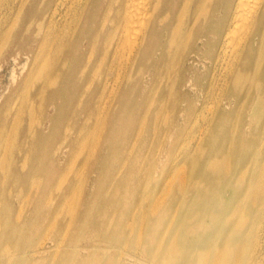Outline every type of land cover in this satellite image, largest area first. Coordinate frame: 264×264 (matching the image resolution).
<instances>
[{"label": "bare ground", "instance_id": "6f19581e", "mask_svg": "<svg viewBox=\"0 0 264 264\" xmlns=\"http://www.w3.org/2000/svg\"><path fill=\"white\" fill-rule=\"evenodd\" d=\"M203 37L204 58L222 74L211 75L208 85L196 82L199 105L182 108L177 91L170 109L175 117L182 112L181 122L166 117L158 124L173 86L192 83V39ZM10 50L31 54L20 80L12 68L16 84L0 101V177L10 173L17 198L41 184V194L51 198L49 219L63 215L76 194L73 182L54 185L63 160L78 146L94 147L84 164L97 175L80 198L72 242L93 250L139 249L141 258L130 255L139 259L131 264H264V0H0V68ZM122 50L124 72L114 77ZM209 97L218 104L204 113ZM37 110L42 119L36 123ZM198 117L206 123L202 130ZM101 142L107 149L98 153ZM153 168L160 179L171 178L144 208ZM39 201L24 224L4 218L8 234L0 243L14 237L16 244L13 251L0 245V264L29 262L47 219L37 212ZM94 211L96 231L84 234ZM136 217L140 227H134ZM33 220L40 225L30 230ZM62 239L54 242L56 253ZM77 256L73 264L114 262L95 252Z\"/></svg>", "mask_w": 264, "mask_h": 264}, {"label": "rangeland", "instance_id": "374dc122", "mask_svg": "<svg viewBox=\"0 0 264 264\" xmlns=\"http://www.w3.org/2000/svg\"><path fill=\"white\" fill-rule=\"evenodd\" d=\"M204 40H205L204 37L200 38L198 40H196L195 38L192 39V53L190 54V56H191L190 59L187 61L188 65L192 66L191 72L187 71L189 76L192 75V83H186L185 85H183L181 87L176 86V85L173 86V96L165 99L164 103H167V104H165L166 107L164 108V110L160 114L161 118L159 117L158 124L162 123L163 119H165L166 117H168L167 118L168 120L175 119L174 120L175 122L177 120L179 122H181L182 112L180 111L179 113H177L176 117H175L174 116L175 114H173V112H171V109H170L171 102L173 100H175V98L176 99L178 98V97H176L177 91H180L179 92L180 94L183 93V97H182V99L179 98L178 101H180V102H178V104H180V106L182 108H185L186 104L189 103L190 101H196L195 100L196 95H197L196 91L198 89L197 86L195 85L196 82H202V83L208 85L207 83L209 82L211 75L216 76L219 73L222 74L221 67L220 68L219 67L214 68L213 64L204 58L205 57L204 54H205V51L207 49V46H205L202 43V42H204ZM7 50H8V48H6L3 52L5 55L7 54ZM23 51H25V50H22V51H20L19 54H17L18 51L13 52L10 50V53L11 52H13V53H12V55L8 56L9 62L5 63L3 65V67L0 68V101L8 93L9 89L12 88L13 86H15V84H16V81H12V79H11L12 68H14V70L18 74L17 80H20L22 78V76H24V74L27 70V65L23 68V64L27 60H29V58L27 59V57H28V55L31 56V54L30 53L29 54L23 53ZM125 52L126 51H124V50L119 52V56L120 55L121 56L120 57L118 56V59L116 60V63H115L116 65L113 68V73H115L113 75L114 77H115V75L117 76L118 73L120 74V73L124 72L123 71V63H122L123 59L122 58H124ZM14 57H16V60L14 59ZM119 58H120V60H119ZM0 59H1L0 64H2V60H3L2 55L0 56ZM118 67H120L119 70H117ZM206 73L208 74L207 76H206ZM205 76H206V78H205ZM121 87H123V84L121 85ZM164 87L168 91L171 89V86H169V88L167 86H164ZM139 88L145 89L146 86L139 84L138 89ZM215 91L216 92L218 91V88L216 86L214 87V92ZM201 98L202 97L199 96L198 99L201 100ZM211 98L212 97H209V99H208L209 101L207 100V102H209V103H207V102L205 103L207 106L206 105L204 106L205 107L204 113H207L208 109L213 110L218 104V103L216 104V102H217L216 98H213V100ZM104 101L105 100L103 99V101H102L103 103H101L102 106L104 104ZM212 102H213V104H212ZM196 103L199 105L200 101H196ZM115 107H117L116 102H114L112 108L114 109ZM48 111L50 114L52 112H54V106L53 105L48 106ZM70 115H71V113L69 112V116ZM70 118H71V116H70ZM40 119H42V114L40 112H38V110H37L35 122L37 123V121H39ZM197 120H198L197 126H200L201 130L204 129L203 127L206 126V123L202 124V123H204L203 118L198 117ZM36 123H35V125H36ZM69 123H71V120L66 121L65 125L63 126V128H62V132H64L63 134H65V133L68 134L67 131H65V130H66ZM198 132L199 131L194 132V136L196 135L197 137L192 136L194 138H191L192 141L190 140V147L189 148L191 150L194 148L192 150L193 152L195 150L194 146L198 143L197 138H198V135L200 133V132L199 133ZM71 134H72V136L74 135L73 132H71ZM192 142H193V144H192ZM195 142H196V144H195ZM105 144L102 142L100 143V146L97 150L98 153L100 152V150L102 152L105 151L104 150V148L106 147ZM90 149H94V147H83L82 148V147L78 146L72 150L69 157L65 161L63 160V165H64L63 173L58 179L55 180L54 185L55 186L59 185L60 182H58V181H61L62 182L61 184L63 187V186H66L68 183L73 182V185L76 187V194H74V196H72L70 198V200H69L70 205L69 204L66 205V208H65L66 210L64 209L63 215L60 214L59 217L53 216L49 219V206H50L49 203L51 201H48V200L51 198L49 197V195L43 196V194H41L42 193V190H41L42 185L41 184H39V186L34 185V187L29 188V190L27 189L26 191H23L21 194V198H17V196H15V195L19 192V188H16L15 186L12 185L13 182L11 180V177L9 176L10 171L8 172L9 175L6 176L5 179L0 177V186H2L4 193L6 194L7 192H9V189H10V192H13V196L11 198H8L5 194L0 195V210H1V213H0V236L1 237L3 234H6V235L8 234V229L4 225V218H7V219L9 218L8 221L9 222L13 221L14 224H19V225H20V223L24 224L25 222H27L28 218L30 216H32V214L34 212L35 200H38V199L40 200L39 206H38L39 209L37 212H39V211L41 212L40 216H43V220L47 218L46 222L42 225V228H40V233H39L40 235L36 236V238H34V242L31 246L32 250L26 255L29 257L28 263H31V264H47V262H48V264L49 263L50 264H66V262H67V264H73L74 260L78 257L77 255L79 253L86 254L87 252H95V253L99 254L101 257H103L102 261L106 260L109 256H113L114 257L113 261L115 262V264L118 261H119L118 262V264H119L122 260H126L127 264H131L132 261L139 260V259L131 257L130 255H134V256L136 255L137 257L141 258V254H140L139 249L136 251L133 250V252H132V250L129 247H127V245L120 244L114 248H104V249L98 248L96 250H93L91 248L85 249V248L81 247L83 244L82 241L81 242H76V241L72 242V240H71L72 235L79 234L75 220H76L77 210L81 209V208H79L80 198L85 197V192H88L89 190H91L92 186L94 185L95 176L97 175L94 170L91 171V169L88 168V166L86 164H84L85 158L87 156V153L90 151ZM105 149H107V147ZM13 150H14V148L11 145L10 151L13 152ZM147 150H148V148L144 147V149L142 150V154L147 153ZM63 151L64 152L69 151L68 147L63 148ZM1 152L2 151H0V154H1ZM98 153H96V154H98ZM56 154H57V152H56V149L54 148L53 152H51V155H52L51 157L52 158L56 157ZM146 164L147 163H145V167H146ZM141 165H142V161L140 160L138 167H140ZM72 166H74V167H72ZM27 167H28V165H26L23 168V171H25L27 169ZM69 168H71L72 170L71 169L69 170ZM80 168L81 169L83 168V170L81 171ZM181 169H183L185 171V174H187V175L190 174V172H188V171H190L188 164L184 165V163H183L181 165ZM66 173H68V175ZM158 178H159L158 174L155 171V169L153 168V170L151 171V174L149 176V179H148V182L150 183L151 186H148L149 183H147V179H144V181H143L144 187H145L146 183L148 184L147 185V189L149 188L148 194L149 195L151 194L150 197L148 198V200L146 199L142 202L144 208L147 207V205L149 204L148 201L150 202V204H153L156 201V199L157 200L159 199L158 197L160 196L161 193H160V190L158 187L160 185H162L163 183H165L166 181L168 182V180L171 178V176L167 177L166 180H162V178L161 179L160 178L158 179ZM158 180H160L159 184H157ZM151 188H152V191L154 193L151 191ZM0 193H1V191H0ZM164 196H166V198H165L166 200H169L167 195H164ZM36 198H38V199H36ZM160 198L163 199L162 197H160ZM140 199L141 198H139V200ZM166 200H165V202H166ZM137 202H138V200H137ZM145 203H147V204H145ZM71 211H72V215H71ZM95 213H96L95 211L92 213L94 219L96 218ZM18 214H20V218L18 220H16L15 218ZM48 219H49V222H48ZM53 220H54V222H53ZM95 221H97V220L95 219L91 223H89L88 225L86 224L83 227L84 229L82 230V232L84 234L85 233L92 234L93 232H95L96 231V229L94 227V225H96ZM16 222H18V223H16ZM62 222H64L65 226H67L64 229L61 227ZM134 224H135L134 227L135 226L140 227L141 224L137 225L138 224V217L135 218ZM39 225H40V220H38L37 222H36V220L35 221L33 220L30 228L32 226H34V227L30 230L35 229ZM112 226L114 227V224ZM143 226H144V224H143ZM63 232H64V234H62ZM48 234H49V236L47 237ZM61 236H62V238L63 237L64 238L63 239L60 238ZM60 239H62L63 243L60 247L59 253H56V249H54L55 247H53V245H54L55 241H57V240L59 241ZM38 243H41L43 246L41 244H40L41 246L38 245ZM66 243H69L70 245H73L76 243L78 246L76 248L67 247ZM15 244H16V238H14V237L11 239H6V240L2 241V243H0L1 247L6 248L9 251H13ZM36 244H37V246H36ZM79 245H80V247H79ZM38 246H40V247H38ZM52 251H53V253H52ZM135 252H136V254H134ZM116 256H117V258H116ZM69 260H70V262H69ZM28 263H26V264H28ZM138 264H146V263L144 262V260H141V261H138Z\"/></svg>", "mask_w": 264, "mask_h": 264}]
</instances>
